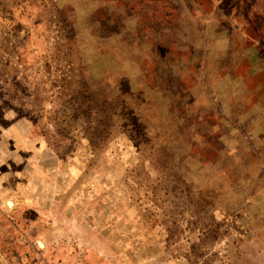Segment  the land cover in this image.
<instances>
[{
  "label": "rangeland",
  "instance_id": "374dc122",
  "mask_svg": "<svg viewBox=\"0 0 264 264\" xmlns=\"http://www.w3.org/2000/svg\"><path fill=\"white\" fill-rule=\"evenodd\" d=\"M0 264H264V0H0Z\"/></svg>",
  "mask_w": 264,
  "mask_h": 264
},
{
  "label": "bare ground",
  "instance_id": "6f19581e",
  "mask_svg": "<svg viewBox=\"0 0 264 264\" xmlns=\"http://www.w3.org/2000/svg\"><path fill=\"white\" fill-rule=\"evenodd\" d=\"M13 205H15V204H13ZM12 208V207H11Z\"/></svg>",
  "mask_w": 264,
  "mask_h": 264
}]
</instances>
